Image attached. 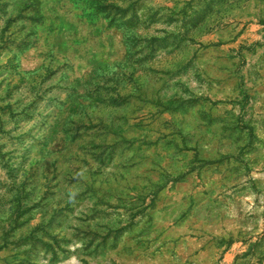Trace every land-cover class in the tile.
Wrapping results in <instances>:
<instances>
[{
  "label": "rangeland",
  "instance_id": "374dc122",
  "mask_svg": "<svg viewBox=\"0 0 264 264\" xmlns=\"http://www.w3.org/2000/svg\"><path fill=\"white\" fill-rule=\"evenodd\" d=\"M42 3L0 0V264H264V0H74L64 46Z\"/></svg>",
  "mask_w": 264,
  "mask_h": 264
},
{
  "label": "crops",
  "instance_id": "0c3cea01",
  "mask_svg": "<svg viewBox=\"0 0 264 264\" xmlns=\"http://www.w3.org/2000/svg\"><path fill=\"white\" fill-rule=\"evenodd\" d=\"M51 0H44V3L41 5L45 8L54 7L55 5L50 3ZM68 4L70 5L69 9ZM65 7V9H64ZM67 7V8H66ZM79 7V6H78ZM53 16L45 17L47 20H51V22L59 23L61 25V33L60 35H53L51 38L52 41L57 42L56 45L64 46L67 41H71L75 38H78L77 30L78 29V13L79 10L77 6L74 4V0H67V4L59 5L58 9ZM44 40L43 42H45ZM42 42V43H43ZM48 50V49H47ZM64 50V49H63ZM51 51L60 56H67L68 54H75L74 51L65 49L64 51L60 50L59 47H55V45L51 46ZM84 54L90 55V52L84 51Z\"/></svg>",
  "mask_w": 264,
  "mask_h": 264
}]
</instances>
